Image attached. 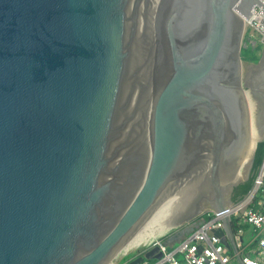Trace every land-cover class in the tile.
<instances>
[{
  "label": "water",
  "instance_id": "water-1",
  "mask_svg": "<svg viewBox=\"0 0 264 264\" xmlns=\"http://www.w3.org/2000/svg\"><path fill=\"white\" fill-rule=\"evenodd\" d=\"M257 6L0 0V264H110L236 203L264 141Z\"/></svg>",
  "mask_w": 264,
  "mask_h": 264
},
{
  "label": "built area",
  "instance_id": "built-area-1",
  "mask_svg": "<svg viewBox=\"0 0 264 264\" xmlns=\"http://www.w3.org/2000/svg\"><path fill=\"white\" fill-rule=\"evenodd\" d=\"M247 26L250 30V42L256 44L255 38L259 37L260 44L264 47L263 7L257 6L254 9L253 18L247 22ZM225 218H229L232 222L239 251H244L245 226L253 227L261 234V237H257L254 242L258 243L257 250H254L257 256L240 255L242 264H264V163L254 187L243 200L221 212L215 210L204 212L198 220L195 231L177 246L170 247L163 240H157L153 245L151 244V247L159 246L163 257L155 260L154 263L145 260L143 264H233V256L227 251L221 235V232L225 231Z\"/></svg>",
  "mask_w": 264,
  "mask_h": 264
},
{
  "label": "rangeland",
  "instance_id": "rangeland-1",
  "mask_svg": "<svg viewBox=\"0 0 264 264\" xmlns=\"http://www.w3.org/2000/svg\"><path fill=\"white\" fill-rule=\"evenodd\" d=\"M249 36H250V30L248 29V26L246 27V30H245V34H244V37H243V44H242V52H241V56H242V59L243 61L245 62H249V63H253V64H256V65H259L263 55H264V48L260 46V38L259 37H256L255 40L257 41L256 44H252L250 42V39H249ZM246 48H250V49H256V48H260L258 51L255 50L253 51L254 54L257 56V60H245L243 58V50L246 49ZM245 53V51H244ZM208 210H213V208L211 207H205L201 213H204ZM200 216H197L193 219H191L189 222H185L182 226L178 227V228H174L173 230H171L170 232L166 233L165 235H163L162 237L158 238L157 240H163V239H166L168 236L172 235L173 233L177 232V231H180L181 232V236H185L187 234V230L190 229V226H194V225H197L198 223V220H199ZM250 227V226H249ZM251 230L247 236V240L245 242V244L247 245V248H246V251H256L257 248H258V243H254V244H250V242H253L255 239H257V237H261V234L259 232H256L254 230L253 227H250ZM156 240V241H157ZM156 241H154L153 243H155ZM153 243H148L146 245H143L141 247L138 248V250L136 251L135 254H133L132 256H130L129 258H114L110 264H126L127 262H129L130 260H132L133 258L137 257L141 252L147 250L148 248H150ZM152 244V245H151ZM179 244V243H178ZM177 244V245H178ZM176 245V246H177ZM170 250H172L170 248ZM155 260H152V263H154Z\"/></svg>",
  "mask_w": 264,
  "mask_h": 264
},
{
  "label": "trees",
  "instance_id": "trees-1",
  "mask_svg": "<svg viewBox=\"0 0 264 264\" xmlns=\"http://www.w3.org/2000/svg\"><path fill=\"white\" fill-rule=\"evenodd\" d=\"M261 47V46H259ZM260 48H246L243 50V58L245 60H257V56L254 54L253 51L255 50H259ZM245 51V53H244ZM264 163V141L259 142L257 149H256V154H255V160H254V164H253V168H252V172H251V176L249 178V180L241 183L236 189L235 192L233 194V201L234 202H239L241 200H243L248 194L249 192L252 190V188L254 187L256 178L260 172V169L262 167Z\"/></svg>",
  "mask_w": 264,
  "mask_h": 264
},
{
  "label": "crops",
  "instance_id": "crops-1",
  "mask_svg": "<svg viewBox=\"0 0 264 264\" xmlns=\"http://www.w3.org/2000/svg\"><path fill=\"white\" fill-rule=\"evenodd\" d=\"M260 46H262L261 44H260ZM263 47V46H262ZM264 48V47H263ZM245 233H244V236H243V241H244V251H239V253L240 254H244V255H246V254H249V255H251L252 257H256L257 256V254L255 253V251H252V250H250V251H246V248H247V245L245 244V242H246V238H247V236H248V234H249V232H250V230H251V228L249 227V226H245ZM221 235L223 236V238H224V243H225V245H226V247H227V251L229 252V254H231L232 256H233V264H241V262L238 260V258H237V256H236V254H235V252L233 251V249H232V247H231V245H230V243H229V240H228V237H227V235H226V232L225 231H222L221 232ZM185 237H187V234L185 235V236H181V232L180 231H177V232H175V233H173L172 235H170V236H168L166 239H163V241L165 242V243H167L170 247H174V246H176L180 241H182ZM256 240V239H255ZM255 240L253 241V242H250V244H254V242H255ZM242 252V253H241Z\"/></svg>",
  "mask_w": 264,
  "mask_h": 264
},
{
  "label": "bare ground",
  "instance_id": "bare-ground-1",
  "mask_svg": "<svg viewBox=\"0 0 264 264\" xmlns=\"http://www.w3.org/2000/svg\"><path fill=\"white\" fill-rule=\"evenodd\" d=\"M154 241H156V240H154ZM154 241H152V243L154 242ZM151 243V242H150ZM114 259V258H113Z\"/></svg>",
  "mask_w": 264,
  "mask_h": 264
}]
</instances>
